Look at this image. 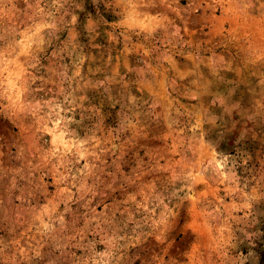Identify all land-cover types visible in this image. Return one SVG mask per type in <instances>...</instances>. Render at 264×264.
I'll return each mask as SVG.
<instances>
[{"label":"rangeland","instance_id":"374dc122","mask_svg":"<svg viewBox=\"0 0 264 264\" xmlns=\"http://www.w3.org/2000/svg\"><path fill=\"white\" fill-rule=\"evenodd\" d=\"M0 264H264V0H0Z\"/></svg>","mask_w":264,"mask_h":264}]
</instances>
